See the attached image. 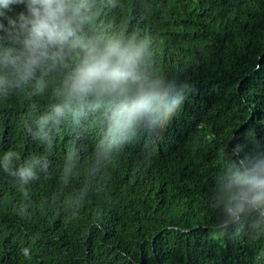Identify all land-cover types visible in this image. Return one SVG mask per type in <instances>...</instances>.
<instances>
[{"label":"trees","instance_id":"16d2710c","mask_svg":"<svg viewBox=\"0 0 264 264\" xmlns=\"http://www.w3.org/2000/svg\"><path fill=\"white\" fill-rule=\"evenodd\" d=\"M81 2L86 34L147 38L144 76L183 99L112 143L114 105L93 99L35 138L72 58L43 93L0 95V264H264V215L224 210L240 160L264 156V0ZM10 150L35 179L4 171Z\"/></svg>","mask_w":264,"mask_h":264},{"label":"clouds","instance_id":"9594fccd","mask_svg":"<svg viewBox=\"0 0 264 264\" xmlns=\"http://www.w3.org/2000/svg\"><path fill=\"white\" fill-rule=\"evenodd\" d=\"M84 12L81 0H0V95L7 96L33 80L32 94L43 93L47 73L73 59L71 70L54 92L60 102L37 121V139H47L49 124H58L74 106L89 99L114 105L109 129L112 143L144 114L166 118L183 99L179 93L169 98L174 84L165 90L162 81L144 76L141 66L149 49L147 38L86 34ZM18 159L16 152H5L4 171L27 184L36 178L34 167L39 161L13 172L11 165ZM224 198L230 219H237L246 209L264 215V156L240 160ZM22 251L29 256L27 249Z\"/></svg>","mask_w":264,"mask_h":264}]
</instances>
